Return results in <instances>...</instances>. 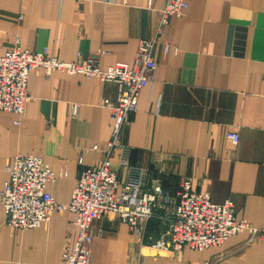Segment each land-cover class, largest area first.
Here are the masks:
<instances>
[{"label": "crops", "instance_id": "0c3cea01", "mask_svg": "<svg viewBox=\"0 0 264 264\" xmlns=\"http://www.w3.org/2000/svg\"><path fill=\"white\" fill-rule=\"evenodd\" d=\"M165 2L0 0V54L18 44L65 62L97 55L101 69L131 63L139 40L155 36ZM158 36L153 79L120 133L125 163L119 150L111 156L119 190L135 177L142 191L159 185L173 197L179 179L187 178L194 191L216 203L230 199L238 220L264 229V0H189ZM26 89L31 98L20 124L11 114L0 116V189L13 157L33 154L56 175L46 190L67 203L80 171L104 157L111 133L104 99L114 101L116 87L37 68ZM230 132L238 134L237 143L227 138ZM170 210L169 204L155 210L148 230L163 231L160 216ZM89 231L90 264H264V237L245 231L220 246H184L174 254L141 245L113 214L94 218ZM75 235L68 211L35 228L14 229L5 225L0 205V264H62Z\"/></svg>", "mask_w": 264, "mask_h": 264}, {"label": "built area", "instance_id": "2783aa9c", "mask_svg": "<svg viewBox=\"0 0 264 264\" xmlns=\"http://www.w3.org/2000/svg\"><path fill=\"white\" fill-rule=\"evenodd\" d=\"M188 1L166 0L155 36L139 40L131 63L116 62L101 69L97 55L65 62L49 55L46 49L29 51L18 44L0 54V116L5 113L15 116V124H20L25 104L31 98L26 89L27 80L37 68H43L45 73L60 70L97 77L116 87L115 100L104 99L111 113V133L104 157L96 167L80 171L67 203L57 202L46 190V183L54 181L56 175L40 157L16 154L5 167L7 178L0 189L5 225L30 229L48 222L54 212L68 211L73 215L76 235L61 254L62 264H90L93 241L90 222L105 214L116 216L141 245L151 248L155 254H174L184 246L195 250L220 246L231 235L244 231L250 236L264 237V229L236 218L230 199L213 202L207 192L194 191L187 178L179 179L173 197L159 185L153 190L142 191L143 183L135 177L119 190L111 156L119 150L122 153L120 163H125L123 155L127 148L120 141L121 130L137 109L138 93L153 79L156 70L154 47L159 42L162 27L170 17L182 15ZM78 108V104L71 105L72 115H77ZM227 138L234 144L238 142L235 132L227 133ZM133 172L141 173L135 168ZM168 204L171 206L169 214L160 216L164 230L156 234L150 232L148 224L155 210Z\"/></svg>", "mask_w": 264, "mask_h": 264}]
</instances>
